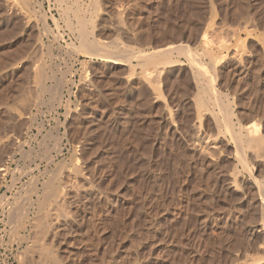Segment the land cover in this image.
Segmentation results:
<instances>
[{
  "label": "rangeland",
  "instance_id": "rangeland-1",
  "mask_svg": "<svg viewBox=\"0 0 264 264\" xmlns=\"http://www.w3.org/2000/svg\"><path fill=\"white\" fill-rule=\"evenodd\" d=\"M23 1L0 0V264H264L240 130L264 138V0Z\"/></svg>",
  "mask_w": 264,
  "mask_h": 264
},
{
  "label": "bare ground",
  "instance_id": "bare-ground-1",
  "mask_svg": "<svg viewBox=\"0 0 264 264\" xmlns=\"http://www.w3.org/2000/svg\"><path fill=\"white\" fill-rule=\"evenodd\" d=\"M23 1V0H22ZM24 2V1H23ZM54 19V18H53ZM93 41V40H92ZM98 41V40H97ZM83 43L85 44V45H88V47L90 48V47H92V48H95V47H104V45L103 44H101V43H97V42H89V41H87V39H85V37H83ZM180 46H182V45H180ZM179 46V47H180ZM175 48L173 47L172 48V46H171V48H167V49H159V50H156V51H149V52H141V53H139L137 56H135L134 55V59L136 60H140V61H143V63H161V64H164V65H173V66H176V65H178L179 64V60H171V59H168L167 57V55H165V53L167 54V52L169 53V51H172V50H174ZM76 50H77V48H76ZM111 50V49H110ZM154 50V49H153ZM78 51H79V49H78ZM77 51V52H78ZM112 51V50H111ZM197 51V50H196ZM108 52V54H109V50L107 51ZM113 52V51H112ZM111 53V52H110ZM171 53V52H170ZM107 54V53H106ZM120 54V53H119ZM78 55V54H77ZM89 55H90V53H89ZM94 55H101V57L103 58V57H106V58H108V60L110 61H112V60H114V61H116L115 62V64L117 63V60H118V58H116L117 56L115 55V54H113V56L114 57H112V53L111 54H109V55H105V54H102V53H99V54H93V56ZM212 55V54H211ZM105 58V59H106ZM130 62V61H129ZM114 63V62H113ZM119 63V62H118ZM130 64V63H129ZM139 64V63H138ZM133 65V64H132ZM140 65V64H139ZM160 69V68H159ZM158 69V70H159ZM153 70V69H152ZM164 70V69H163ZM157 73V72H156ZM160 73V72H159ZM202 73H204V72H201V77H205V78H209L210 76L208 75V77H206V75L205 76H202ZM158 74V73H157ZM161 74V73H160ZM204 74H206V73H204ZM154 75V74H153ZM210 75H211V73H210ZM155 77H156V75H154ZM159 77V76H158ZM198 77V76H197ZM198 79V78H197ZM211 79V81H212V79H213V77L212 78H210ZM210 79H208V80H210ZM193 80H195V78L193 79ZM213 81H215L214 79H213ZM208 83H209V81H208ZM212 83V82H211ZM195 86H197V83H196V80H195ZM212 84H215V83H212ZM206 87V86H205ZM207 87H209V86H207ZM203 88V87H202ZM198 88H196V90H197ZM206 89V88H205ZM208 90H209V88H207ZM219 91V90H218ZM218 91L216 92V93H218ZM197 92H198V90H197ZM206 92H208L207 94H209L210 93V91H207L206 90ZM202 93H203V90H202ZM206 94V93H205ZM204 94V96H206ZM212 95L214 94V93H211ZM222 94V93H221ZM220 94V95H221ZM202 96H203V94H201ZM210 95V94H209ZM208 95V96H209ZM199 96H200V94H199ZM203 96V97H204ZM214 96V95H213ZM201 97V96H200ZM199 97V98H200ZM203 97H202V99H203ZM224 97H226L225 95H224ZM205 98V97H204ZM210 98H211V95H210ZM210 98H208V99H210ZM215 98V97H214ZM201 99V98H200ZM202 99L200 100V101H202ZM218 100V99H217ZM204 101V100H203ZM209 101V100H208ZM210 101H211V99H210ZM215 101V100H214ZM222 101V100H221ZM212 102V101H211ZM201 104H202V102H201ZM206 104V103H205ZM221 104V103H220ZM208 105V104H207ZM213 104H211L210 106H212ZM231 105V104H230ZM202 106V105H201ZM206 107H208V106H206ZM201 109V107L199 108V110ZM201 110H203V109H201ZM201 110L198 112V119L200 118V120H201V118H203L202 116H204L205 114V110H203L202 112H201ZM209 110V109H208ZM207 109H206V113H207V111H208ZM212 111V110H211ZM202 114H204V115H202ZM209 112V111H208ZM233 112V111H232ZM210 114H211V112H210ZM213 115V113L211 114V116ZM216 116V115H215ZM218 116V115H217ZM215 120V119H214ZM217 121H219V120H217ZM223 121V120H222ZM221 121V122H222ZM220 122V121H219ZM226 122V121H225ZM231 122V121H230ZM25 123V122H24ZM216 124V123H215ZM227 124V126H228V128L230 129L231 128V133H232V131H233V129H234V127H233V129H232V126H231V124L229 123V122H227V123H224V125H226ZM240 124V123H239ZM218 125H219V123H218ZM218 125H216L217 127H218ZM226 127V126H225ZM241 129V134H242V136H241V141H242V143H243V145H247L246 147H250L251 149H253V151L255 152V154H256V156L258 157V156H260L258 153H264V138L256 131V129H255V126L254 125H252V124H249V125H245V126H242L241 125V127H240ZM221 129L222 128H218V130H220L221 131ZM227 129V128H226ZM228 130V129H227ZM223 131V130H222ZM229 131V130H228ZM229 131V132H230ZM234 132V131H233ZM243 132H245V134H243ZM220 134V133H219ZM225 135H226V133H225ZM233 135V134H232ZM236 135H237V133H236ZM232 139H234V137L232 138ZM235 142H236V140H234ZM2 146V145H1ZM5 153H6V151H5ZM8 153V152H7ZM6 155V154H5ZM238 155V154H237ZM241 161H239V162H242V164L244 163L243 161H244V157L242 158L241 156H239L238 157ZM238 158H237V160H238ZM242 158V159H241ZM246 159V158H245ZM4 162V161H3ZM244 166H246V162H245V164H244ZM247 167V166H246ZM5 169L4 168H0V172H2V171H4ZM239 173V172H238ZM1 174V173H0ZM232 175V178L234 179V181L238 178V174H237V172L236 171H233L232 173H231ZM240 175V174H239ZM255 179V178H254ZM256 180V179H255ZM257 181V180H256ZM259 181H257V183H258ZM264 206V205H263Z\"/></svg>",
  "mask_w": 264,
  "mask_h": 264
}]
</instances>
